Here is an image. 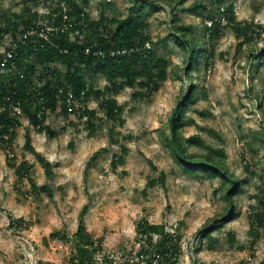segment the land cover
I'll return each mask as SVG.
<instances>
[{
	"label": "rangeland",
	"instance_id": "obj_1",
	"mask_svg": "<svg viewBox=\"0 0 264 264\" xmlns=\"http://www.w3.org/2000/svg\"><path fill=\"white\" fill-rule=\"evenodd\" d=\"M56 1L44 0L36 8L38 14L45 15ZM201 1L210 0L186 1V9L180 11L186 22H202L203 10L188 9ZM229 1L238 20L263 30L248 42L231 27L223 29L214 43L212 65L208 68L202 61L194 71L197 90L200 93L205 87L207 97L199 95L189 102L182 132L201 134L208 143L223 145L230 169L248 179L235 197L236 214L227 223L212 224L227 206L219 181L203 172L185 173L166 144L170 116L186 91V83L171 75L150 98L133 99L131 88L117 94L123 113L112 131L113 122L106 119L96 97L87 103L97 110L94 131L87 126L86 116H66L58 109L47 119L58 132L50 138L21 117L9 157L0 148V264H67L74 250L71 242L51 234L58 231L71 238L80 224L96 239H103V254L114 255L119 262L122 255L136 256L139 251L136 224L142 218L165 223L169 230L180 226L179 264H261L264 227L258 237L250 229L259 200L264 201V143L259 139L264 128V58L255 57L264 47V0ZM130 4V0H90L89 10L94 18H99L101 9L124 18ZM22 6L21 0H0V13H17ZM169 22L167 10L154 12L150 32L154 40H165L161 49L173 64H182L177 48L166 39ZM11 44L8 35L0 54ZM105 84L103 77L95 82L99 91ZM77 106L82 108L83 103ZM202 110L209 115H201ZM28 140L35 152L27 148ZM37 153L52 163L53 176L46 175ZM121 155H125L123 163L114 166V156ZM13 156L17 164L24 160L32 164L31 177L38 186L48 183L53 195L35 194L27 179L21 181L9 165ZM161 170L168 173L166 186L156 180ZM211 226L212 246L201 237V231Z\"/></svg>",
	"mask_w": 264,
	"mask_h": 264
},
{
	"label": "trees",
	"instance_id": "obj_2",
	"mask_svg": "<svg viewBox=\"0 0 264 264\" xmlns=\"http://www.w3.org/2000/svg\"><path fill=\"white\" fill-rule=\"evenodd\" d=\"M21 1L22 11L0 13V46L8 35L12 39V44L0 54V148L8 153V157L23 116L37 132L50 138L57 137L58 132L47 124V119L58 109L66 116L71 113L80 118L86 116L87 126L94 131L97 110L90 109L87 103L96 97L106 119L113 122L112 131L115 121L123 113L117 94L131 88L133 99L150 98L174 75L186 83V91L170 116L169 134H164L166 144L185 173L203 172L217 178L227 206L212 224L217 221L227 223L236 214L235 197L244 191L248 179L230 169L223 145L210 144L201 134L184 135L185 110L199 95L207 97L205 87L198 92L194 71L202 61L208 68L212 65L214 43L223 29L231 27L238 37L244 36L245 41L251 42L255 35L261 34L263 27L238 20L235 5L229 0L201 1L189 6L188 9L195 13L205 12L201 23L183 19L180 11L186 9L187 0H130L124 18L109 16L104 9L100 10L99 18H94L89 10L90 0H57L45 15H39L36 10L44 0ZM160 9L170 14L166 39L170 38L173 48H177L182 64H173L161 49L165 40H154L150 32V19ZM41 18L48 22L42 23ZM208 20L213 21L211 26L207 25ZM201 34L206 39L201 38ZM148 43L153 47L148 49ZM255 57L260 61L264 58V47ZM100 77L106 80L101 91L95 86ZM77 102H82L83 107L77 106ZM200 113L209 115L208 110ZM111 137L118 143L113 135ZM259 139L264 143V128ZM26 146L35 152L30 148L29 140ZM121 148L124 154L128 152L124 144ZM36 156L46 175L53 176L52 163L42 154ZM124 156H114L112 164L123 163ZM9 160L20 180L27 179L31 183L35 194L53 195L48 183L38 186L31 177L32 164L27 160L19 164L15 156ZM167 176L168 173L161 170L156 180L166 186ZM262 181L264 183V176ZM258 207L251 219L250 233L255 237L259 236V228L264 227L262 199ZM212 229L213 226L201 231V237H206L210 246L214 243ZM136 232L139 251L136 256L122 255L119 262L114 255L103 254V239H96L84 224L78 226L71 238L58 231L51 236L71 242L74 250L67 264H179L180 226L169 230L165 223L142 218L136 224Z\"/></svg>",
	"mask_w": 264,
	"mask_h": 264
},
{
	"label": "built area",
	"instance_id": "obj_3",
	"mask_svg": "<svg viewBox=\"0 0 264 264\" xmlns=\"http://www.w3.org/2000/svg\"><path fill=\"white\" fill-rule=\"evenodd\" d=\"M208 23H209V26H211L212 23H213V21H212V20H209ZM147 48H148V49L151 48V44H150V43L147 44ZM118 53H119V51H118ZM114 54H115V52H112V55H114ZM16 110H17L18 112H20V109H19V108H16Z\"/></svg>",
	"mask_w": 264,
	"mask_h": 264
},
{
	"label": "clouds",
	"instance_id": "obj_4",
	"mask_svg": "<svg viewBox=\"0 0 264 264\" xmlns=\"http://www.w3.org/2000/svg\"><path fill=\"white\" fill-rule=\"evenodd\" d=\"M151 44V43H150Z\"/></svg>",
	"mask_w": 264,
	"mask_h": 264
}]
</instances>
